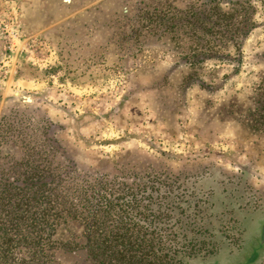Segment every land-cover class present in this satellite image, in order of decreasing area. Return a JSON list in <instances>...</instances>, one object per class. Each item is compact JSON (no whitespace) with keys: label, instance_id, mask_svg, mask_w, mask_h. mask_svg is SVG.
<instances>
[{"label":"rangeland","instance_id":"374dc122","mask_svg":"<svg viewBox=\"0 0 264 264\" xmlns=\"http://www.w3.org/2000/svg\"><path fill=\"white\" fill-rule=\"evenodd\" d=\"M263 81L264 0H0L1 152L37 148L41 171L243 174L264 203Z\"/></svg>","mask_w":264,"mask_h":264},{"label":"trees","instance_id":"16d2710c","mask_svg":"<svg viewBox=\"0 0 264 264\" xmlns=\"http://www.w3.org/2000/svg\"><path fill=\"white\" fill-rule=\"evenodd\" d=\"M260 91L248 114L264 132V81ZM33 166L15 188L0 181V264H56L79 251L92 264H264V203L247 175L206 188L208 173L115 184Z\"/></svg>","mask_w":264,"mask_h":264},{"label":"flooded vegetation","instance_id":"af4514ba","mask_svg":"<svg viewBox=\"0 0 264 264\" xmlns=\"http://www.w3.org/2000/svg\"><path fill=\"white\" fill-rule=\"evenodd\" d=\"M29 101V99H27ZM4 122V120H3ZM10 126V125H9ZM0 128L2 129V124H0ZM14 130L9 127V130H5L3 132H0V181H2L1 185L7 184L9 188H15L14 181L19 176L17 173L20 170H27L26 167H24L25 163L33 162V167H30L32 170L34 169V172L36 171L35 168L39 166V170L43 168L42 162L40 163V152L37 148L32 149L28 145L23 146L24 149V157L23 158H17L18 153L16 152H10V153H2L1 150H3V147L8 145V142L6 141L8 137L19 139V136L11 134ZM1 131V130H0ZM16 133V132H15ZM20 135V134H19ZM17 143V142H16ZM16 143H14V146H16ZM22 143V142H21ZM23 144L24 141H23ZM47 151H45L46 153ZM24 168V169H23ZM1 188V187H0ZM1 191V189H0Z\"/></svg>","mask_w":264,"mask_h":264}]
</instances>
